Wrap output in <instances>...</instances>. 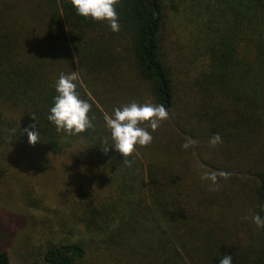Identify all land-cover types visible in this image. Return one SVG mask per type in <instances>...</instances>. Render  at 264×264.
Listing matches in <instances>:
<instances>
[{
	"label": "trees",
	"instance_id": "obj_1",
	"mask_svg": "<svg viewBox=\"0 0 264 264\" xmlns=\"http://www.w3.org/2000/svg\"><path fill=\"white\" fill-rule=\"evenodd\" d=\"M170 1L119 0L120 30L114 32L107 21L79 15L71 0H0V164L6 150L19 149L60 156L75 176L73 185L69 180L55 189L48 213L33 211L37 243L25 245L19 264H219L224 254L233 264H264V229L244 219H264V162L244 155L211 164L199 156L203 163L193 172L196 143L171 167L160 155V140L152 156L141 157L137 145L128 157L131 167L111 145L104 150L103 140L111 143L105 115L133 101L142 104L115 44L124 47L153 102L169 114L176 108L180 81L166 49L168 39L173 42ZM171 7L188 17L189 40L209 58L210 74L229 68L230 79L240 70V79L249 81L264 68V0H182ZM72 72L78 73L80 98L92 105L94 124L77 135L58 133L47 119L55 82ZM234 114L241 132L251 130L249 116ZM180 124L169 123L187 134ZM24 129L38 132L34 145ZM221 170L228 179L219 178V190L210 191L211 182L200 174ZM28 217L0 209V264H10L8 248Z\"/></svg>",
	"mask_w": 264,
	"mask_h": 264
},
{
	"label": "rangeland",
	"instance_id": "obj_2",
	"mask_svg": "<svg viewBox=\"0 0 264 264\" xmlns=\"http://www.w3.org/2000/svg\"><path fill=\"white\" fill-rule=\"evenodd\" d=\"M181 1L171 0L167 11L168 22L171 24L167 28V33L168 36L172 34L170 38L173 42L168 39L166 49L176 65L175 72L180 81L175 86L176 108L169 114L167 120L161 122L155 132H151L148 128L153 141L150 145L141 147L138 154L141 157H145V154L155 155L156 140H160V144L164 142L163 152L160 151V155L165 159L164 163L171 167L184 153L181 145L195 138L196 146L194 151H191V165H189L193 172L198 171L197 166L203 163L199 156L211 164L216 161L231 163L235 159L243 158L244 155L247 160L264 162V68H259L261 72L255 77H253L254 74L249 76L252 77L249 81L240 79L242 77L239 67V72L233 79L230 78L234 74V69L231 72L229 68H226L227 73L224 75L221 72L210 74L212 66L208 63L209 58L202 57L201 53L195 49L196 43L189 40L192 25L188 17L171 7L172 4L176 5ZM217 29L221 31L224 28L218 25ZM124 50V47L115 44V53L122 54L119 65L135 86L137 98L142 104L145 102L155 104L146 88V83L138 76ZM221 61L223 60L219 58V62ZM219 67L221 68L220 64ZM210 81L212 83H209ZM258 95L262 98H258ZM233 108L243 118L246 115L253 120H250L251 130L241 132V129L234 125L236 110L233 112ZM175 122L177 124L181 122L182 124L178 126L186 129L188 133L182 130L174 131L169 123L175 124ZM238 125L241 127L242 122H238ZM232 132L236 135H231ZM217 133L220 134L223 142L212 146L209 140ZM145 148L146 152H144ZM27 155L29 157L26 158ZM67 162L60 156L44 153L39 156L37 153L32 154L19 149L6 150V155L0 164V209L13 215L30 216L27 220L30 221L28 226L22 230L13 246L8 248L10 264L21 262L20 258L25 245L37 243L39 226L32 217L35 208L39 207L42 212L48 213L45 208H50L54 204L52 197L55 189L67 186L69 180L73 185L75 176ZM31 197L34 200H30ZM82 227L78 225L79 229Z\"/></svg>",
	"mask_w": 264,
	"mask_h": 264
},
{
	"label": "clouds",
	"instance_id": "obj_3",
	"mask_svg": "<svg viewBox=\"0 0 264 264\" xmlns=\"http://www.w3.org/2000/svg\"><path fill=\"white\" fill-rule=\"evenodd\" d=\"M119 0H71V4L76 9L77 13L84 17H90L95 21H107L111 31L118 32L120 25L118 22V13L116 5ZM78 73L70 74L61 73L58 80L55 82L57 95L54 97V104L50 108V113L47 119L55 125L56 131L64 132L69 135H77L94 128L93 120L89 117L92 105L80 98L77 91ZM169 112L163 105L145 102H131L122 107H116L111 115L106 114L104 117L105 126L110 131L111 143L108 139L103 140L105 152L109 151L107 147L111 145L124 157L123 163L131 167L133 161L128 157L132 156L136 151V146L146 147L153 141L151 132H155L162 121L167 120ZM33 120H38V117L33 114ZM146 125V126H142ZM34 127V125H33ZM151 129V132L148 130ZM29 142L35 144L38 140L37 131H29ZM222 137L219 133L214 134L209 143L216 146L222 143ZM194 140L186 141L181 145L182 149L187 150L194 145ZM229 174L225 171L218 172H202L200 179L210 181L209 190L218 191V179L227 180ZM250 219L258 228L264 229V219L259 214L245 217ZM219 264H233V257L229 254H224L219 260Z\"/></svg>",
	"mask_w": 264,
	"mask_h": 264
}]
</instances>
